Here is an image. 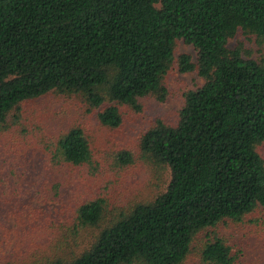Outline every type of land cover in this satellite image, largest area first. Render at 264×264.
Listing matches in <instances>:
<instances>
[{
    "label": "trees",
    "instance_id": "16d2710c",
    "mask_svg": "<svg viewBox=\"0 0 264 264\" xmlns=\"http://www.w3.org/2000/svg\"><path fill=\"white\" fill-rule=\"evenodd\" d=\"M238 30L262 46L258 60L228 46ZM179 39L195 60L175 59ZM175 64L203 84L183 94L175 126L157 120L141 137L143 153L169 168L165 191L119 213L79 253L40 264H182L200 239L202 262L234 263L209 231L264 207V0H0V126L20 103L57 91L111 103L97 118L118 127L119 105L166 100ZM52 156L89 163L82 129L60 135ZM103 211V199L87 200L75 220L97 227Z\"/></svg>",
    "mask_w": 264,
    "mask_h": 264
},
{
    "label": "rangeland",
    "instance_id": "374dc122",
    "mask_svg": "<svg viewBox=\"0 0 264 264\" xmlns=\"http://www.w3.org/2000/svg\"><path fill=\"white\" fill-rule=\"evenodd\" d=\"M228 46L243 57L258 60L263 48L255 36L238 30ZM193 46L176 40L175 59ZM165 101L139 98L141 109L119 105L118 127L101 124L104 106H91L80 94L51 91L14 108L0 126V264H40L79 253L93 235L119 213L140 202H151L170 180L166 165L141 150V137L157 120L175 126L183 94L203 84L196 72L181 73L176 64L165 76ZM78 127L90 146L91 159L83 165L54 162V144L68 129ZM264 160V143L258 148ZM131 155L123 163L122 153ZM101 198L104 211L97 227H80L76 208ZM230 247L233 264H264V207L258 206L241 221L226 220L210 229ZM201 239L193 241L182 264L201 261Z\"/></svg>",
    "mask_w": 264,
    "mask_h": 264
}]
</instances>
